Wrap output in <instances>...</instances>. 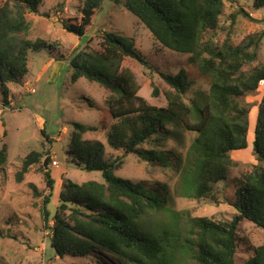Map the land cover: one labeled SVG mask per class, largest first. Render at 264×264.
<instances>
[{
	"label": "trees",
	"instance_id": "16d2710c",
	"mask_svg": "<svg viewBox=\"0 0 264 264\" xmlns=\"http://www.w3.org/2000/svg\"><path fill=\"white\" fill-rule=\"evenodd\" d=\"M107 1L138 17L162 47L189 54L197 80H206L208 90L189 103L185 97L193 83L185 71L161 72L171 87L166 92L167 105L149 104L139 94L134 72L122 63L132 57L150 71L155 68L132 39L107 30L100 37V49L84 48L89 39L84 40L65 59L73 68L72 80L84 77L109 89L105 100L108 116L127 126H113L108 141L143 161L169 166V154L162 143L177 138L180 128L193 133L186 159L179 168L181 191L186 197L220 202L218 183L226 180L230 168L236 165L231 153L249 146L251 109L246 96L264 82V65H252L258 58L264 31L237 45L229 38L220 45L214 43L212 36L205 40L209 31L216 34L227 0H82L80 15L60 23L66 31L84 37L91 30L87 28L96 11ZM41 2L8 0L0 8V83L5 100L9 95L7 84L20 82L28 74L29 52L40 53L53 46L45 39L27 38L32 25L26 12L39 14ZM253 6L264 8V0H253ZM238 14L258 20L244 8L232 13L231 18ZM156 89L154 86V93ZM75 127L70 153L87 170L100 171L103 181H63L53 226H49L51 213L47 207L51 194L44 197L43 215L52 232L48 242L55 254L93 257L94 252L102 250L115 257L118 264H235L239 244L245 242L240 236L243 220L264 230V166L260 163L238 183L233 202L237 212L230 220L217 221L208 216H192L189 211L170 210V222L161 226L145 221V214L169 211L162 191L118 177L116 170L121 168L122 158L105 159L103 142L81 140L82 133L96 131L98 126L76 122ZM252 143L257 161L264 162V99L258 106ZM38 156L37 151L27 155L17 172L18 179L38 162ZM6 160L3 147L0 167ZM50 162L46 158L44 166ZM45 176L53 188L51 173L47 171ZM0 237H10V233L0 227ZM249 246L251 256L244 264H264V244ZM95 264L108 263L96 258Z\"/></svg>",
	"mask_w": 264,
	"mask_h": 264
},
{
	"label": "rangeland",
	"instance_id": "374dc122",
	"mask_svg": "<svg viewBox=\"0 0 264 264\" xmlns=\"http://www.w3.org/2000/svg\"><path fill=\"white\" fill-rule=\"evenodd\" d=\"M6 1L0 0V8ZM81 6L82 0H42L39 14L27 11L26 18L32 25L27 38L33 41L45 39L53 46L40 53L29 52V72L23 81L7 84V100L4 99L0 83V150L5 147L7 151L6 163L0 167V227L10 233V237H0V264H95L96 258H103L108 264L119 263L102 250L94 252L93 257L72 254L61 257L54 253L48 242V236L52 233L49 226H53V216L60 205L63 181L72 180L77 184L89 180L103 181L100 171L87 170L70 153L76 122L98 126L96 131L82 133L81 140L103 142L105 159L117 160L121 157L122 166L116 170L118 177L142 182L151 190L162 191L169 211L165 209L145 214V221L151 224L162 226L169 223L170 210L189 211L192 216H208L217 221L230 220L237 212L233 202L238 183L255 164L264 166V162L257 161L252 146L258 106L264 99L263 81L255 92L246 96L251 109L249 146L231 153L236 165L230 168L227 179L218 183L220 202L211 198L186 197L181 191L179 168L186 159L195 136L193 133L180 128L177 138L162 143L169 154V166L159 161H143L134 154L126 153L123 148L113 147L108 135L113 131V126L122 123L108 116L105 100L109 96V89L84 77L74 82L73 68L65 60L80 42L89 39L83 47L98 50L100 37L106 30L132 39L137 50L155 69L150 71L132 57H126L122 65L134 72L140 85L139 94L151 105H167L166 92L171 87L161 72L176 74L180 70L185 71L193 83L185 97L189 103L192 98L199 99V95L208 90L209 83L197 80L199 76L194 70L195 66L190 64L189 54L159 45L140 19L123 6L105 2L93 16L87 28L91 30L84 37L66 31L61 20L69 21L80 15ZM239 8H244L258 20L253 21L243 14L232 19L231 14ZM262 31L264 8L255 9L253 0H227L216 34L209 31L205 40L212 36L214 43L220 45L229 38L232 44L237 45ZM259 64L264 65V37L259 44L258 58L252 63L253 66ZM245 69L250 67L245 66ZM154 86L157 93H154ZM121 126L126 129L127 125ZM33 151L39 153V160L20 180L17 172ZM46 158H50L51 162L44 166ZM177 158L182 161L179 162ZM54 159L58 161L57 165L52 163ZM47 171L55 180L53 188L46 183ZM50 194L48 226L43 215V201ZM240 234L245 242L239 244L235 264H244L251 256L249 245L264 244V230L247 219L241 223Z\"/></svg>",
	"mask_w": 264,
	"mask_h": 264
},
{
	"label": "built area",
	"instance_id": "2783aa9c",
	"mask_svg": "<svg viewBox=\"0 0 264 264\" xmlns=\"http://www.w3.org/2000/svg\"><path fill=\"white\" fill-rule=\"evenodd\" d=\"M52 163H54V165L58 164V161L56 159L52 160Z\"/></svg>",
	"mask_w": 264,
	"mask_h": 264
}]
</instances>
